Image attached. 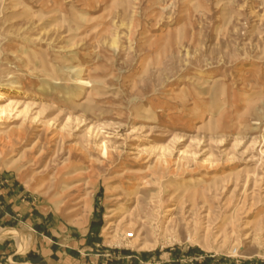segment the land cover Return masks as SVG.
<instances>
[{"label":"rangeland","instance_id":"rangeland-1","mask_svg":"<svg viewBox=\"0 0 264 264\" xmlns=\"http://www.w3.org/2000/svg\"><path fill=\"white\" fill-rule=\"evenodd\" d=\"M10 104L0 264H264V0H0Z\"/></svg>","mask_w":264,"mask_h":264},{"label":"crops","instance_id":"crops-1","mask_svg":"<svg viewBox=\"0 0 264 264\" xmlns=\"http://www.w3.org/2000/svg\"><path fill=\"white\" fill-rule=\"evenodd\" d=\"M74 236V235H73ZM70 240H73L71 236H69ZM84 243V242H83ZM39 252L41 254V256L45 259V262L47 264H55V262H53L51 259H49V257L52 254V251L50 249H44V248H40ZM70 259H72L71 257H69Z\"/></svg>","mask_w":264,"mask_h":264},{"label":"trees","instance_id":"trees-1","mask_svg":"<svg viewBox=\"0 0 264 264\" xmlns=\"http://www.w3.org/2000/svg\"><path fill=\"white\" fill-rule=\"evenodd\" d=\"M101 223H98V225H96V224H94L93 225V231H95V234L97 235V236H99V234H100V229H101ZM141 257L144 259V260H146L148 257H149V255H146V254H144V255H141Z\"/></svg>","mask_w":264,"mask_h":264},{"label":"bare ground","instance_id":"bare-ground-1","mask_svg":"<svg viewBox=\"0 0 264 264\" xmlns=\"http://www.w3.org/2000/svg\"><path fill=\"white\" fill-rule=\"evenodd\" d=\"M82 82V81H81ZM83 83V82H82ZM11 104L10 105H6V107L5 106H0V119L2 120V116L3 115H6V113L9 111V109L11 108ZM14 106V105H13Z\"/></svg>","mask_w":264,"mask_h":264}]
</instances>
